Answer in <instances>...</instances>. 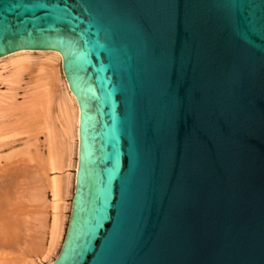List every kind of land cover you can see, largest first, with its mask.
Here are the masks:
<instances>
[{
	"label": "water",
	"instance_id": "water-1",
	"mask_svg": "<svg viewBox=\"0 0 264 264\" xmlns=\"http://www.w3.org/2000/svg\"><path fill=\"white\" fill-rule=\"evenodd\" d=\"M23 48L79 106L52 264H264V0H0Z\"/></svg>",
	"mask_w": 264,
	"mask_h": 264
},
{
	"label": "bare ground",
	"instance_id": "bare-ground-1",
	"mask_svg": "<svg viewBox=\"0 0 264 264\" xmlns=\"http://www.w3.org/2000/svg\"><path fill=\"white\" fill-rule=\"evenodd\" d=\"M61 60L52 49L0 56V264H52L63 242L78 164L79 106Z\"/></svg>",
	"mask_w": 264,
	"mask_h": 264
},
{
	"label": "rangeland",
	"instance_id": "rangeland-1",
	"mask_svg": "<svg viewBox=\"0 0 264 264\" xmlns=\"http://www.w3.org/2000/svg\"><path fill=\"white\" fill-rule=\"evenodd\" d=\"M21 85H22V86L24 85V80L21 81ZM0 87H1V89H3V88H2V85H0ZM22 93H23V92H22V87H20V88L18 89V96H17L18 99H20V98L22 97V95H21ZM42 135H43V133H37V134H36V139H37L36 143H37V144H41V142H42L41 140L43 139V136H42ZM22 138H23V137H22ZM23 139H24V138H23ZM23 139H22V140H23ZM39 141H40V142H39ZM17 143H19V142H17ZM20 143H21V141H20ZM46 196H47L48 199L50 198V195H49L48 192H46ZM69 198H70V197H68V200H69Z\"/></svg>",
	"mask_w": 264,
	"mask_h": 264
},
{
	"label": "snow or ice",
	"instance_id": "snow-or-ice-1",
	"mask_svg": "<svg viewBox=\"0 0 264 264\" xmlns=\"http://www.w3.org/2000/svg\"><path fill=\"white\" fill-rule=\"evenodd\" d=\"M77 2L79 3H84L85 0H77ZM87 3H95L96 0H86ZM65 11L68 13L69 16L72 15V13L66 8ZM85 11H87V9H85Z\"/></svg>",
	"mask_w": 264,
	"mask_h": 264
}]
</instances>
